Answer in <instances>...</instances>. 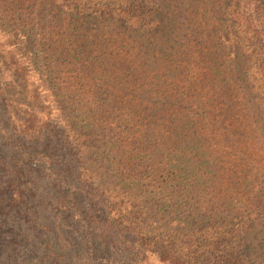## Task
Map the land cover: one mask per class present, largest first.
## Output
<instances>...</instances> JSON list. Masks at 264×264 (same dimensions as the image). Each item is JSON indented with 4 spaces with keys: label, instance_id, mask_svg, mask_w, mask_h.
Masks as SVG:
<instances>
[{
    "label": "trees",
    "instance_id": "1",
    "mask_svg": "<svg viewBox=\"0 0 264 264\" xmlns=\"http://www.w3.org/2000/svg\"><path fill=\"white\" fill-rule=\"evenodd\" d=\"M0 264H264V0H0Z\"/></svg>",
    "mask_w": 264,
    "mask_h": 264
}]
</instances>
